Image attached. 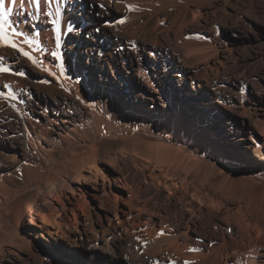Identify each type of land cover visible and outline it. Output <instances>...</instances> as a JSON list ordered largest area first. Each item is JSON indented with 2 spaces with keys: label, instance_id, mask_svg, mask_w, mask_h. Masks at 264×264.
I'll list each match as a JSON object with an SVG mask.
<instances>
[{
  "label": "bare ground",
  "instance_id": "bare-ground-1",
  "mask_svg": "<svg viewBox=\"0 0 264 264\" xmlns=\"http://www.w3.org/2000/svg\"><path fill=\"white\" fill-rule=\"evenodd\" d=\"M164 1L168 12L156 11L153 31L179 25L172 48L188 68L164 59L170 71L153 67L156 82L141 74V88L153 96L135 100L114 78L90 81L78 68L68 31L87 20L73 12L70 0H41L39 7L4 0L9 24L23 35L7 30L18 48L0 42V65L6 53L16 62L31 61L44 72L42 84L61 88L66 99L57 107L39 100V109L30 107L14 74L0 73L14 122L13 135L0 136L7 149L0 151L2 253L13 235L33 241L50 227L58 234L76 230L91 193L114 212L105 230L133 234L136 250L153 256L154 264H264V102L254 105L235 91L236 113L225 122L219 108L187 98L181 78L219 75L225 56L216 40L191 37L188 24L199 17L191 0ZM25 36L34 43H25Z\"/></svg>",
  "mask_w": 264,
  "mask_h": 264
},
{
  "label": "rangeland",
  "instance_id": "rangeland-1",
  "mask_svg": "<svg viewBox=\"0 0 264 264\" xmlns=\"http://www.w3.org/2000/svg\"><path fill=\"white\" fill-rule=\"evenodd\" d=\"M138 1L70 0L74 7L73 12L87 21L84 27L70 28L68 36L72 38L73 56L77 57L74 59L79 60L76 62L78 68L87 72L90 81L114 78L120 89H129L135 100H143L147 96H153L152 89L141 88L146 82L141 75L143 72L147 77L145 79H151L154 83L156 81L153 67L158 66L163 72L170 71L164 59L174 61L175 66H179L176 68L181 71L185 72L188 67L177 57L176 50L172 48L174 34L181 30L179 25H172L171 31H160L161 33L153 31L156 11L160 10L162 14H166L169 9L168 3L164 0H155V2L149 0L153 2L151 4L156 5L155 7L150 5V8L139 1L142 5L140 7ZM191 2L199 9V17L188 24L191 37L216 40L221 45L226 65L225 70L219 75H208L201 71L197 79L181 78L182 82L186 80L183 87L189 90L187 98L203 100L201 102L207 109L219 108L223 121L229 122L236 113L233 104L237 97L234 93H242L248 102L254 105L258 103L261 105L260 103L264 102V0H191ZM100 5L104 7L101 8ZM152 7L153 10L149 11ZM146 8L149 9L145 10ZM121 20L124 23H120ZM38 24L45 29H51L52 26L50 23L42 24L40 21L37 22ZM96 28H100V31L96 32ZM3 64L19 81L22 98L28 106L39 109L36 103L39 100L43 103L49 101L53 107H57L60 102L65 101L66 95L58 90L61 88H54L57 90L53 91L50 90V86L42 84L44 72L31 61L16 62L6 53ZM176 68L173 67L171 71H177ZM19 72L24 75H18ZM201 82L205 84V88L200 87ZM242 83H247V88L241 92ZM209 88L212 95H202L204 91L208 93ZM0 93H3L1 84ZM159 95L157 92V96ZM256 96L261 98L260 102ZM119 98L120 96H117L116 100L120 103L121 98ZM154 105L157 108L158 104ZM197 115L199 119L202 118L200 113ZM192 118L197 122L195 114ZM13 123L12 112L7 107L5 96L2 95L0 96V136L13 135L10 134ZM119 126L127 125L120 121ZM2 150L5 153L7 149L0 145V151ZM29 189L25 188L22 193ZM100 201L99 197L87 193L82 207L83 216L76 230L58 234L56 229L50 227L40 230L42 235L33 237V241L16 235L7 238L3 241V253L0 251V264H26V258L38 264L42 262L45 264H154L153 256L136 250L137 240L133 234H119L105 230L109 223L108 219L114 217V212L107 204ZM51 229L54 233L50 231ZM17 253H21L20 258ZM40 253L44 254L43 257Z\"/></svg>",
  "mask_w": 264,
  "mask_h": 264
},
{
  "label": "snow or ice",
  "instance_id": "snow-or-ice-1",
  "mask_svg": "<svg viewBox=\"0 0 264 264\" xmlns=\"http://www.w3.org/2000/svg\"><path fill=\"white\" fill-rule=\"evenodd\" d=\"M15 2H17V0H13V3H15ZM31 2L36 7H39L41 0H31ZM49 3H51V0H49ZM100 7L103 8L104 5H100ZM129 7H131V6H129ZM49 15H51V13H49ZM53 23H55V21H53ZM120 23H124V21L121 20ZM8 29H11L12 35H15V36L23 35V33L17 32L9 24V22H8V14L5 11V3H4V0H0V42H2L3 44H6V45L12 47L13 49H17L18 46H17L16 43L13 42L11 36L9 35V33L7 31ZM95 31L96 32H99L100 31V28H96ZM25 43L32 44V43H34V41L28 39L25 36ZM18 50L20 52H22L24 56L29 57L30 59L32 58L31 55H30V53L27 52V51H25L23 48H19ZM52 55L53 56H56L57 58H59V54L58 53H52ZM10 71L11 70L9 68H6L3 65H0V73H8ZM17 74L18 75H24V73H22V72H19ZM2 95H3V93H0V96H2ZM8 96L11 97V98H14L12 96V93L11 92L8 93ZM192 250L195 251L196 249H192Z\"/></svg>",
  "mask_w": 264,
  "mask_h": 264
}]
</instances>
